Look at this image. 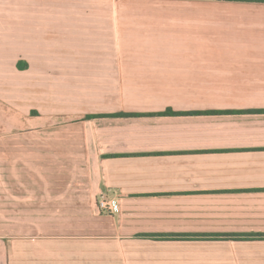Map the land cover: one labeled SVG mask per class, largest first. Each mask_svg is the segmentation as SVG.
<instances>
[{
	"label": "crops",
	"instance_id": "obj_1",
	"mask_svg": "<svg viewBox=\"0 0 264 264\" xmlns=\"http://www.w3.org/2000/svg\"><path fill=\"white\" fill-rule=\"evenodd\" d=\"M0 264H264V0H0Z\"/></svg>",
	"mask_w": 264,
	"mask_h": 264
},
{
	"label": "built area",
	"instance_id": "obj_2",
	"mask_svg": "<svg viewBox=\"0 0 264 264\" xmlns=\"http://www.w3.org/2000/svg\"><path fill=\"white\" fill-rule=\"evenodd\" d=\"M98 207L103 212L113 214L119 212L120 202L117 199H112V200L101 199L98 201Z\"/></svg>",
	"mask_w": 264,
	"mask_h": 264
},
{
	"label": "trees",
	"instance_id": "obj_3",
	"mask_svg": "<svg viewBox=\"0 0 264 264\" xmlns=\"http://www.w3.org/2000/svg\"><path fill=\"white\" fill-rule=\"evenodd\" d=\"M165 114L175 115L176 113H172V112L169 111V112H167Z\"/></svg>",
	"mask_w": 264,
	"mask_h": 264
}]
</instances>
